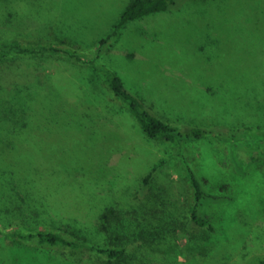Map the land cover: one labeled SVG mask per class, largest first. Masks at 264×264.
I'll list each match as a JSON object with an SVG mask.
<instances>
[{
	"label": "rangeland",
	"instance_id": "1",
	"mask_svg": "<svg viewBox=\"0 0 264 264\" xmlns=\"http://www.w3.org/2000/svg\"><path fill=\"white\" fill-rule=\"evenodd\" d=\"M129 1L0 0V43L66 39L87 56ZM12 61L2 78L15 81L4 82L0 97L15 93L21 117L14 124L0 121L4 231L28 223L66 229L68 213H59L57 204L89 216L107 201L125 199L122 195L126 201L141 196L139 185L155 167L147 186H171L172 198L187 207V182L173 146L146 138L101 75L54 54L12 55ZM97 61L172 122L228 126L253 119L264 113V0H179L171 10L127 22ZM196 144L192 163L199 177L215 192L227 183L235 198L206 206L215 231L179 228L176 253L152 264H264L262 158L249 150L255 162L242 173L221 163L209 141ZM35 186L53 204L45 205L38 222L25 219L28 210L42 205ZM79 218L93 240L94 222ZM189 232L197 244L191 250ZM0 264H103V259L88 246L75 250L1 234Z\"/></svg>",
	"mask_w": 264,
	"mask_h": 264
},
{
	"label": "trees",
	"instance_id": "2",
	"mask_svg": "<svg viewBox=\"0 0 264 264\" xmlns=\"http://www.w3.org/2000/svg\"><path fill=\"white\" fill-rule=\"evenodd\" d=\"M178 2L179 0H130L121 10L107 35L97 41V51L87 56L73 49L70 41L66 39L38 43L2 42L0 43V91L4 82L15 81V78L7 80L2 78V70L8 71L14 64L12 55L54 54L80 61L91 67L99 76L101 75L115 100L125 105L146 138L163 140L173 146V156L182 166L187 182V207H180L179 202L172 198L171 186L162 183H156L152 187L147 186L155 176V167L146 174L139 185L138 191L143 192L141 196L136 193L137 195L131 200L126 201L127 197L122 195L125 199L116 198L107 201L89 216H80L77 212L71 213L67 208L64 209L57 204L56 207L61 210L59 213H68L65 219L66 229L39 228L37 224L28 223L27 228L23 226L11 231H4L0 227V235L9 234L24 241L75 250L88 246L96 257L103 259V264H152V259L166 263L164 257L177 251L176 234L179 228L186 232L189 227H199L208 232L215 231V226L205 211L206 206L211 203H229L235 198L227 183L221 185L220 192H215L207 188L205 178L199 177L192 163L197 142L209 141L221 163L226 166L231 164L242 173L255 162L249 150L257 152L262 158L259 166L264 167V125H262L264 121L261 118L264 117V113H257L253 119L228 126L172 122L159 116L141 97L128 89L114 69L97 61L105 44L118 36L127 22L171 10ZM15 99V93L11 97H0V121L12 124L19 121L21 116L17 106L14 105ZM2 111L6 115L1 114ZM33 192L40 198L42 205H36L32 210H28L25 219L38 222L46 212L45 205L50 203L53 206V204L46 191L40 187L35 186ZM132 200L136 203H132ZM79 217L91 218V222H94L98 235L95 233L93 240L84 234L88 231L80 225L85 223ZM189 233L186 242L191 250L193 244L195 246L197 244L193 234ZM98 238L101 240L103 238V242L96 241Z\"/></svg>",
	"mask_w": 264,
	"mask_h": 264
}]
</instances>
